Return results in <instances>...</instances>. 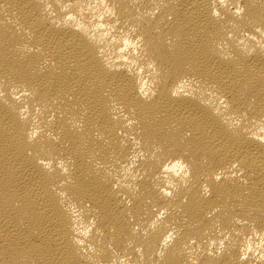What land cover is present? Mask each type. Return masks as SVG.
I'll return each mask as SVG.
<instances>
[{
    "label": "bare ground",
    "instance_id": "obj_1",
    "mask_svg": "<svg viewBox=\"0 0 264 264\" xmlns=\"http://www.w3.org/2000/svg\"><path fill=\"white\" fill-rule=\"evenodd\" d=\"M0 264H264V0H0Z\"/></svg>",
    "mask_w": 264,
    "mask_h": 264
},
{
    "label": "clouds",
    "instance_id": "obj_2",
    "mask_svg": "<svg viewBox=\"0 0 264 264\" xmlns=\"http://www.w3.org/2000/svg\"><path fill=\"white\" fill-rule=\"evenodd\" d=\"M127 44V41L125 42ZM123 51V50H122Z\"/></svg>",
    "mask_w": 264,
    "mask_h": 264
}]
</instances>
